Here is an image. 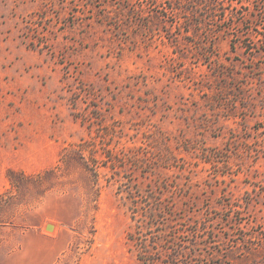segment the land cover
<instances>
[{
    "label": "rangeland",
    "instance_id": "obj_1",
    "mask_svg": "<svg viewBox=\"0 0 264 264\" xmlns=\"http://www.w3.org/2000/svg\"><path fill=\"white\" fill-rule=\"evenodd\" d=\"M202 1L0 0V264H264V0Z\"/></svg>",
    "mask_w": 264,
    "mask_h": 264
},
{
    "label": "trees",
    "instance_id": "obj_2",
    "mask_svg": "<svg viewBox=\"0 0 264 264\" xmlns=\"http://www.w3.org/2000/svg\"><path fill=\"white\" fill-rule=\"evenodd\" d=\"M222 4H224L223 0H203L202 4H198V7H200L201 9L205 7H208L210 9V12L217 13L219 11L218 7ZM207 10V9H205ZM197 11H195L194 9L192 10V14L197 15ZM89 144H87L86 141H84L81 145H79V148L75 150V157L77 158V160L80 161V163L86 168L87 171H89L92 176L95 178V182H97V171L96 169H94V165L90 164L89 159H86L84 157V154L87 152V150L85 148H88ZM91 152V150H90ZM105 159L107 160L106 162H112L115 165L116 164H120L123 163V161H126L127 159L125 158H120V160L114 158L113 156L109 155L108 152L107 154H105ZM140 160V158H135ZM141 160H144L141 158ZM140 160V161H141ZM8 201L7 199H4V194H0V215L3 212V210L7 207ZM4 224V222L1 220L0 218V225ZM149 255V251L147 247L141 248V253H140V260L144 261V263L148 262V257ZM163 263V261H162ZM164 264V263H163ZM165 264H180V255H168V259L166 260Z\"/></svg>",
    "mask_w": 264,
    "mask_h": 264
},
{
    "label": "bare ground",
    "instance_id": "obj_3",
    "mask_svg": "<svg viewBox=\"0 0 264 264\" xmlns=\"http://www.w3.org/2000/svg\"><path fill=\"white\" fill-rule=\"evenodd\" d=\"M55 225V224H54ZM55 233V232H54Z\"/></svg>",
    "mask_w": 264,
    "mask_h": 264
}]
</instances>
